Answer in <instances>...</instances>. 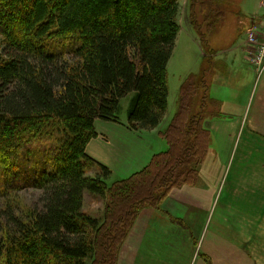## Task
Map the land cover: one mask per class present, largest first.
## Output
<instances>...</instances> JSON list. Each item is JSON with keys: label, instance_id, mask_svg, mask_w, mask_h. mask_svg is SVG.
Instances as JSON below:
<instances>
[{"label": "trees", "instance_id": "trees-1", "mask_svg": "<svg viewBox=\"0 0 264 264\" xmlns=\"http://www.w3.org/2000/svg\"><path fill=\"white\" fill-rule=\"evenodd\" d=\"M181 1L0 0V195L38 193L0 211V264H118L137 215L196 183L217 106L204 73L182 80L159 134L166 150L144 168L108 185L86 153L95 122L118 123L126 97L131 131L163 121ZM185 1L205 47L224 12L217 0ZM87 193L104 200L100 216L83 210Z\"/></svg>", "mask_w": 264, "mask_h": 264}, {"label": "crops", "instance_id": "crops-1", "mask_svg": "<svg viewBox=\"0 0 264 264\" xmlns=\"http://www.w3.org/2000/svg\"><path fill=\"white\" fill-rule=\"evenodd\" d=\"M182 6L178 25L184 21L182 13L194 31L185 0ZM263 22L264 17L252 20L236 39L246 36L251 25L260 29ZM194 34L184 41L187 55L201 47ZM211 38L207 54L201 52L209 66L199 72L204 73L208 98L217 103L209 105L204 120L209 152L195 184L173 189L160 209L146 208L137 215L118 264H264V72L257 77L249 65L246 39L218 45ZM180 42L179 31L173 53ZM127 106L125 102L122 108L127 111ZM173 115L165 113V127ZM165 127L136 132L120 119L97 121V137L86 153L116 182L164 151L159 134Z\"/></svg>", "mask_w": 264, "mask_h": 264}, {"label": "rangeland", "instance_id": "rangeland-1", "mask_svg": "<svg viewBox=\"0 0 264 264\" xmlns=\"http://www.w3.org/2000/svg\"><path fill=\"white\" fill-rule=\"evenodd\" d=\"M260 1L261 0H221L220 2V0H217V10L221 12L223 11L224 14L220 20L219 25L210 34V37L215 39V42L218 45L225 43L227 44L228 42L236 39V35L239 34V32L242 33L245 26L250 24L252 20L259 18L261 19L264 17V8L260 6ZM182 8L183 6L180 8V12ZM181 19L184 20L179 24L181 27L179 30L181 42L176 51L172 53V56L167 64L168 97L166 113L168 112L170 114L174 113L175 111V97L183 77L189 72H191L192 74H198L200 72V69L202 70L209 66V60L201 55V52L207 54V46L200 47V49L199 47H196L194 52H188V55L184 52L185 39L187 38V36H193V38H195V34L194 31L189 27L190 25L188 26L186 24V16H182V13ZM244 37L246 36H243L241 34L240 37L238 36V40H236L240 41L246 39ZM126 98L124 99V101H121L122 106H125V102H129V99ZM122 106L118 114V123L120 119L121 121L126 122L128 126L127 111L125 110V107L122 108ZM166 123L167 119L164 118L163 122L159 126L163 128L165 127ZM163 143L165 146V151L167 146L164 141ZM90 175L93 176L94 174L90 173ZM112 183L110 179V181H108V185H111ZM37 196L38 193L32 190L13 193L10 197H2L0 195V211L3 210L7 206V204L10 203V201H17V203H19L18 205L22 209H24V204L30 205ZM104 206L105 202L103 199L89 195L88 193L85 195L83 210L91 216H100Z\"/></svg>", "mask_w": 264, "mask_h": 264}, {"label": "built area", "instance_id": "built-area-1", "mask_svg": "<svg viewBox=\"0 0 264 264\" xmlns=\"http://www.w3.org/2000/svg\"><path fill=\"white\" fill-rule=\"evenodd\" d=\"M264 8V0L260 1ZM247 45L250 48L249 65L255 70L257 77L264 72V22L260 29L251 26L246 30Z\"/></svg>", "mask_w": 264, "mask_h": 264}]
</instances>
